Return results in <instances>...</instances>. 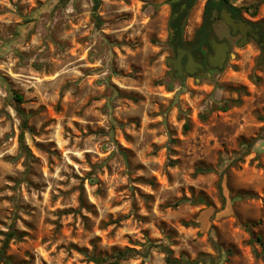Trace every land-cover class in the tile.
<instances>
[{"label": "rangeland", "instance_id": "374dc122", "mask_svg": "<svg viewBox=\"0 0 264 264\" xmlns=\"http://www.w3.org/2000/svg\"><path fill=\"white\" fill-rule=\"evenodd\" d=\"M230 3L264 27V0ZM180 4L0 0V264H264L261 47L176 76Z\"/></svg>", "mask_w": 264, "mask_h": 264}, {"label": "flooded vegetation", "instance_id": "af4514ba", "mask_svg": "<svg viewBox=\"0 0 264 264\" xmlns=\"http://www.w3.org/2000/svg\"><path fill=\"white\" fill-rule=\"evenodd\" d=\"M178 1L181 2V4L179 5L178 10H176L174 12V13L177 12L178 15L176 17L173 16V19L179 18L186 11L187 6H188L186 0H178ZM208 1L209 0H207L206 3ZM216 1L221 2L223 4V5H221V9L224 8V7L227 8L228 11L231 12V15H232L233 18H235V19H237L239 21H244L247 24H250L252 27H251V29L246 30L245 33H242V31L240 29H238L236 31V33H234L233 29L224 22L225 25H226V29H227V30L223 31V34L225 35V37L224 38H219L218 34L214 31V28H213L214 27V23H212V34L210 35L209 40H208L209 41V47H207V46L206 47L205 46L201 47L203 53H201V50L199 49V46H198V37L196 35L197 32L195 33L193 41L189 45L183 43V41L180 42L179 38H177L174 41V44H176V45H174L175 46V51H177V48L179 46L184 47L186 49H189L192 52L195 61L197 63L203 64L204 68H203L202 72H205V71L211 70V69H216L213 66H211L209 64V61H208L209 55L213 54V50H212V47H211V44H210V38L212 36H214L215 39L217 41H219V42L224 41V42L228 43L229 51L227 53V60L229 59L230 56H232L231 51H232V45L233 44H234V46H237V45H240L241 43L248 42L249 40H253L254 42H256L258 44V46L261 47V51L262 52L264 50V27L261 26L258 23H255L253 18L247 19V18H245L243 16V13H239L238 11L230 10L228 8V6H229L228 4L230 3V0L229 1L216 0ZM183 4H186V7H185V9L182 10ZM233 6H235V5H233ZM220 13H221V10H220ZM220 13H219V17L221 18ZM182 62H183L184 65L187 63V57L186 56L183 57ZM226 62H225V64H226ZM183 70H184V73L186 74V68H184Z\"/></svg>", "mask_w": 264, "mask_h": 264}, {"label": "trees", "instance_id": "16d2710c", "mask_svg": "<svg viewBox=\"0 0 264 264\" xmlns=\"http://www.w3.org/2000/svg\"><path fill=\"white\" fill-rule=\"evenodd\" d=\"M186 1H187V5H188L187 8H189L196 0H186ZM226 1H229V0H226ZM95 4H96L95 7H97L98 0H95ZM221 5H223V4L219 1H216V0H209L205 4L204 13H203V22H202V25L198 29L197 34H196L198 37V46H199V49L201 50V53H203L201 47H204V46L209 47V41L208 40H209L210 35L212 34L213 18H214L215 14H217L219 16V13L221 10ZM228 5H229L228 8L230 10L238 11L239 13H242V9L240 7L233 6L230 3ZM185 13H186V11L179 18H176V19L171 18V20H170V31H171L173 45H176V44H174V41L177 38H179V41L182 42V21H183V18L185 16ZM17 97L19 99H22L18 95H17ZM21 113L23 114V110L21 111ZM24 125H27L26 118L24 120ZM21 147H23V145ZM220 192H221L222 200L224 203L225 197L222 194V188L221 187H220ZM14 235H15L14 232H9L8 234H6L7 237H6V241L4 244L5 249L7 247L9 240L11 238H13ZM253 240L257 241L262 247H264V242H262V239L260 237H255L253 235ZM130 251H132L130 248H126L124 250H115L114 254H113V257L115 260L110 262L109 264H120L121 260L128 257V254L130 253ZM0 255L3 256L4 251H2ZM185 259L186 258H184V257H182L180 259H172L170 256V251H169L168 256H167V263H169V264H183L184 263L183 261ZM5 260L8 263H10L11 258L5 257ZM92 260L99 263V264L105 263V260L100 258V257L92 258Z\"/></svg>", "mask_w": 264, "mask_h": 264}, {"label": "water", "instance_id": "95a60500", "mask_svg": "<svg viewBox=\"0 0 264 264\" xmlns=\"http://www.w3.org/2000/svg\"><path fill=\"white\" fill-rule=\"evenodd\" d=\"M186 4H183L182 10L185 9ZM178 13H174L173 16H177ZM221 18L223 21L230 26L234 33L238 29L245 33L246 30L251 29V25L247 24L244 21H239L232 17L231 12L228 11L227 8L221 9ZM210 44L213 50V54L209 55L208 61L211 66L216 69H222L225 66V62L227 61V53L229 51V45L227 42H219L215 39L214 36L210 38ZM243 44V43H241ZM187 57V63L184 65L182 62L183 57ZM264 58V50L260 56V59ZM168 66H170L173 71H175V75L181 78L185 77L184 68H186V74L195 75L202 72L204 66L201 63H197L193 57L192 52L189 49L179 46L176 51L175 57H168L166 60Z\"/></svg>", "mask_w": 264, "mask_h": 264}]
</instances>
